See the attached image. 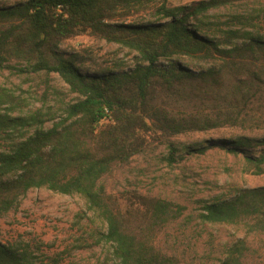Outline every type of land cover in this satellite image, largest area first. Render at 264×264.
<instances>
[{
    "label": "trees",
    "instance_id": "trees-1",
    "mask_svg": "<svg viewBox=\"0 0 264 264\" xmlns=\"http://www.w3.org/2000/svg\"><path fill=\"white\" fill-rule=\"evenodd\" d=\"M247 1L21 0L1 6L0 67L15 60L33 72L56 73L73 97L48 118L39 110L0 115V215L33 188L76 194L102 220L99 238L115 264H184L157 249L154 237L185 207L137 191L123 195L122 203L103 178L161 145L168 165L183 154L219 148L242 156L246 171L264 172V36L247 30L254 26L250 16L222 21L211 13ZM78 35L127 49L132 63H87L81 53L60 48ZM207 131L220 136L197 145L171 140ZM196 217L242 231L225 244L218 264H264V185L199 201ZM0 264L37 263L17 244L0 241Z\"/></svg>",
    "mask_w": 264,
    "mask_h": 264
},
{
    "label": "rangeland",
    "instance_id": "rangeland-1",
    "mask_svg": "<svg viewBox=\"0 0 264 264\" xmlns=\"http://www.w3.org/2000/svg\"><path fill=\"white\" fill-rule=\"evenodd\" d=\"M19 1L0 0V7ZM190 1L169 0L172 5ZM211 13L213 20L222 21L236 13L250 16L254 26L247 30L264 36V0L247 1ZM60 48L65 52L77 51L86 57L87 63L102 66L115 62L130 65L134 55L115 43L90 35L70 38ZM6 65L0 67V115H29L39 110L48 118L58 114L62 104L73 97L56 73L33 72L15 60ZM51 123L48 119L45 125L49 127ZM3 135L0 133V149ZM219 136L217 131L193 132L171 140L197 145ZM167 154L161 145L116 166L103 178L106 190L122 203L123 195L137 191L183 205L182 216L154 237L156 248L176 255L184 264H218L225 244L240 237L242 231L232 225L200 222L196 217L199 201L211 200L235 188L263 186L264 172L246 171L242 156L219 148L202 154H183L172 165L163 159ZM103 229L102 220L87 208L79 195L46 188L30 189L16 207L0 215V241L27 250L37 264H115L109 244L99 238Z\"/></svg>",
    "mask_w": 264,
    "mask_h": 264
}]
</instances>
